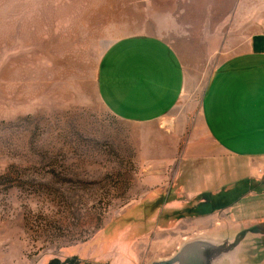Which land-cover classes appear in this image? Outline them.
Here are the masks:
<instances>
[{"label": "rangeland", "instance_id": "rangeland-1", "mask_svg": "<svg viewBox=\"0 0 264 264\" xmlns=\"http://www.w3.org/2000/svg\"><path fill=\"white\" fill-rule=\"evenodd\" d=\"M220 27L264 33V0H0V264H150L170 251L172 176L148 160L159 132L105 109L98 69L118 41L161 37L187 72L172 115L194 118Z\"/></svg>", "mask_w": 264, "mask_h": 264}, {"label": "crops", "instance_id": "crops-1", "mask_svg": "<svg viewBox=\"0 0 264 264\" xmlns=\"http://www.w3.org/2000/svg\"><path fill=\"white\" fill-rule=\"evenodd\" d=\"M222 30L213 36L221 49L194 118L172 115L185 99L187 72L159 36L113 44L98 69V97L121 122L159 132L157 157L148 160L172 176L163 203L172 218L165 224L170 251L156 258L197 235L249 229L261 253L254 264H264V33L224 37Z\"/></svg>", "mask_w": 264, "mask_h": 264}, {"label": "water", "instance_id": "water-1", "mask_svg": "<svg viewBox=\"0 0 264 264\" xmlns=\"http://www.w3.org/2000/svg\"><path fill=\"white\" fill-rule=\"evenodd\" d=\"M250 232L197 235L184 240L172 256L156 258L150 264H254L261 253H257Z\"/></svg>", "mask_w": 264, "mask_h": 264}]
</instances>
